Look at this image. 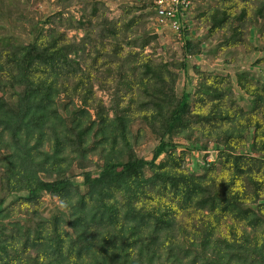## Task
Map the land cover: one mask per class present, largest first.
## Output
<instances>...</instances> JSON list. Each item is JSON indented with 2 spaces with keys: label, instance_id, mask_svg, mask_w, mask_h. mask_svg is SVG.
<instances>
[{
  "label": "trees",
  "instance_id": "16d2710c",
  "mask_svg": "<svg viewBox=\"0 0 264 264\" xmlns=\"http://www.w3.org/2000/svg\"><path fill=\"white\" fill-rule=\"evenodd\" d=\"M107 1L60 0L33 41L1 42L0 264H264V76L236 71L239 94L189 62L204 38L228 64L264 49V0L180 6L173 60L145 51L154 0Z\"/></svg>",
  "mask_w": 264,
  "mask_h": 264
},
{
  "label": "rangeland",
  "instance_id": "374dc122",
  "mask_svg": "<svg viewBox=\"0 0 264 264\" xmlns=\"http://www.w3.org/2000/svg\"><path fill=\"white\" fill-rule=\"evenodd\" d=\"M60 0H0V45L2 41L6 40V37L15 36L21 37L27 42L33 41L36 33L31 31V24H35L39 22L40 25H45L47 27L49 24L44 23V14H52L56 12L58 9L62 8L60 6ZM121 1V0H120ZM110 8L114 11L116 9V4L114 1H107ZM200 3H197V6ZM196 6V7H197ZM203 6H206L203 3ZM65 7L76 10L79 5H65ZM117 10V9H116ZM77 14V11H75ZM112 17H115V12L111 13ZM30 26V27H29ZM150 28H154L156 32H158V37L160 38L159 45H150L145 48L146 52H149L151 56L155 59H165V60H173L177 56H181V52H183L184 48L182 45L185 43V39L182 36V32H178L179 30L173 31L171 26L163 25L157 21H153L150 23ZM258 28L253 30L254 33V42L257 45L262 44V41L258 39L257 36ZM74 31H70L73 33ZM82 35V34H81ZM195 35H198L196 32ZM136 36H142L135 35ZM205 36H200L202 39ZM203 52L200 55L193 56L189 58V62L191 64H198L202 69L207 71H225L229 72L233 77L236 76V71L240 70H252L257 75L264 76V69L259 65H252L253 60L256 58H260L264 55V49L259 47L258 50L253 51L252 57L249 59H239L237 62L228 64L226 60L230 61L232 57V52H228L224 55V57H220L221 55V46L220 41H214L212 39L204 38ZM154 44V41H152ZM183 58V57H182ZM181 61H183L181 59ZM190 75L193 78V81H196V75L190 72ZM234 79V87L237 92L241 94V91L236 85L235 77ZM185 80H181V83L178 84V88L181 90ZM244 105H248L249 101L247 99L243 100ZM149 142L144 146L141 153L148 158L151 156L150 151L153 147L154 143H156L157 139L153 136H149ZM180 143H182V139H178ZM206 141L200 142L187 156V161L192 166V168L196 171L201 170L203 166V162L206 159L212 160L216 157L217 148L206 146ZM181 148V147H180ZM75 172V171H74ZM44 200L46 205L50 208L53 204H57V199L51 200L50 197L45 194Z\"/></svg>",
  "mask_w": 264,
  "mask_h": 264
},
{
  "label": "built area",
  "instance_id": "2783aa9c",
  "mask_svg": "<svg viewBox=\"0 0 264 264\" xmlns=\"http://www.w3.org/2000/svg\"><path fill=\"white\" fill-rule=\"evenodd\" d=\"M158 6V22L163 25L171 26L173 31L182 32L181 23L184 21V14L180 6L188 7L192 0H154Z\"/></svg>",
  "mask_w": 264,
  "mask_h": 264
}]
</instances>
